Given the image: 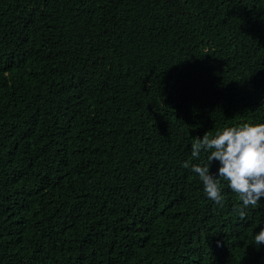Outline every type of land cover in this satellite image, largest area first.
<instances>
[{
  "label": "trees",
  "instance_id": "trees-1",
  "mask_svg": "<svg viewBox=\"0 0 264 264\" xmlns=\"http://www.w3.org/2000/svg\"><path fill=\"white\" fill-rule=\"evenodd\" d=\"M244 122L264 0H0V264H264V198L191 170Z\"/></svg>",
  "mask_w": 264,
  "mask_h": 264
},
{
  "label": "clouds",
  "instance_id": "clouds-1",
  "mask_svg": "<svg viewBox=\"0 0 264 264\" xmlns=\"http://www.w3.org/2000/svg\"><path fill=\"white\" fill-rule=\"evenodd\" d=\"M201 152L208 153L202 164H192L203 185L207 198L223 206L221 181L239 198L242 207L238 209L241 219L246 209L257 207L264 198V123L244 122L217 130L213 136L205 133L191 144V157L199 158ZM217 162L215 173L211 164ZM185 161L184 168H189ZM254 244H264V225L254 235Z\"/></svg>",
  "mask_w": 264,
  "mask_h": 264
}]
</instances>
